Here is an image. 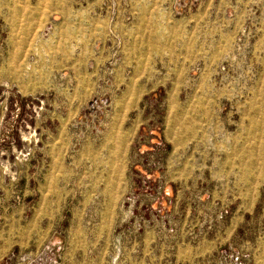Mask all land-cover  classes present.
<instances>
[{"label":"rangeland","instance_id":"374dc122","mask_svg":"<svg viewBox=\"0 0 264 264\" xmlns=\"http://www.w3.org/2000/svg\"><path fill=\"white\" fill-rule=\"evenodd\" d=\"M0 264H264V0H0Z\"/></svg>","mask_w":264,"mask_h":264}]
</instances>
